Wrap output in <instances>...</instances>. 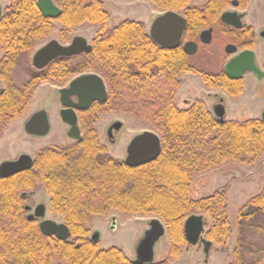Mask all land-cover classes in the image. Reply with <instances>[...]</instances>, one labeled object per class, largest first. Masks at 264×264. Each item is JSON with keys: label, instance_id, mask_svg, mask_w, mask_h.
I'll return each mask as SVG.
<instances>
[{"label": "trees", "instance_id": "16d2710c", "mask_svg": "<svg viewBox=\"0 0 264 264\" xmlns=\"http://www.w3.org/2000/svg\"><path fill=\"white\" fill-rule=\"evenodd\" d=\"M55 1L62 10L57 21L64 26L61 35L65 41L71 30L84 23L99 26L93 50L77 59L59 58L24 86L16 87L11 75L17 60L31 54L38 42L52 34L55 24L43 17L36 0H12L0 20V50L4 52L0 78L5 84L0 96V132L24 115L40 84L64 86L76 75L95 72L105 79L109 97L105 104L84 113L83 127L93 126L95 114L120 112L155 129L161 135L162 153L150 164L129 168L118 160L95 161L86 156L65 162L61 155L43 150L33 170L0 178V264H134L122 249H100L88 237L90 220L113 211L162 220L172 259L180 258L184 248L190 247L186 220L204 214L213 220L208 240L218 252L227 253L234 231L227 212V189L193 198V182L230 161L251 164L264 157V120L220 122L201 101L189 109L180 108L176 102L180 75L190 72L191 66L181 47L161 48L146 32L145 24L136 20H125L111 29L103 0ZM148 1L164 12L187 13L185 35L195 37L217 24L228 0H209L211 10L204 12L191 8V0ZM208 12L215 16L211 23L202 18ZM202 74L210 88H222L232 96L243 92L240 82L232 90L225 75ZM88 137L96 139L95 133H88L84 143ZM87 165H94L95 171ZM38 182L51 196L53 212L68 226L69 240L45 236L36 222L25 218L23 193ZM236 227L239 237L229 264L264 263V187L241 208Z\"/></svg>", "mask_w": 264, "mask_h": 264}, {"label": "rangeland", "instance_id": "374dc122", "mask_svg": "<svg viewBox=\"0 0 264 264\" xmlns=\"http://www.w3.org/2000/svg\"><path fill=\"white\" fill-rule=\"evenodd\" d=\"M58 6L55 0H53ZM105 8L110 14L109 27L113 29L125 20H136L146 26V31L150 32L156 16L163 14L152 2L148 0H103ZM206 0H193L195 4H202ZM12 0H0V5L5 9L10 6ZM259 11L258 18H263L264 0H255V14ZM256 17V15H255ZM55 29L45 40L36 44L31 54H23L17 61L12 74V82L16 87L24 86L37 70L34 68L32 60L37 50L42 48L50 41L57 40L62 45L70 44L75 37H83L92 45L97 36L99 26L84 23L77 29L71 30L68 40L65 41L61 35L64 26L58 21L54 22ZM233 43V38L223 35H214L213 42L206 46L202 54L197 55L196 61L202 64V69L210 72H221L225 65L233 57L225 53L224 48L227 44ZM234 44V43H233ZM4 52L0 50V59ZM257 63L262 68L264 64V43L256 51ZM195 60V59H194ZM78 64V62H77ZM98 74V73H97ZM100 75V74H99ZM183 85L177 95V104L185 109V101H194L203 99L210 107L213 100L209 99V94H218L222 96L227 103L225 119L242 121L245 119H261L264 113V82L259 80L253 74H246L243 79V92L238 96H230L222 90L214 92L203 84L199 76L183 75ZM4 85V84H3ZM2 85V86H3ZM4 87V86H3ZM63 85L49 82L40 84L34 92L32 101L24 115L10 123L5 130L0 132V165L5 161L17 159L20 155H29L33 159L43 150L50 151L65 146H72L74 141L66 135L67 126L60 120L59 93L58 90ZM46 111L51 120V133L46 137H35L25 131V124L37 112ZM98 121L95 127L98 136L103 144L107 146L104 153L99 155L101 160L114 159L124 161L127 157L126 148L129 142L146 131L159 134L149 124L139 119L133 118L120 112H102L98 114ZM116 122L123 124L122 129L117 134L114 145H108L106 139V130ZM119 133V134H118ZM96 134V133H95ZM160 135V134H159ZM161 137V135H160ZM264 187V157L257 159L251 164H241L230 161L229 163L215 168L212 171L203 173L193 182L192 197L199 198L210 196L220 189H227L228 215L233 224V236L229 243L227 253L218 252L216 246H212L208 256L204 252L203 244L196 246H186L180 258L172 259L168 256L170 246L169 238L166 235L161 239L156 248V262L167 259L168 264H229L232 263V252L236 247L238 240V230L236 220L241 208L254 196L260 193ZM34 193L26 202L29 206L37 204L46 205L45 219H51L58 223H65L57 213L53 212L49 204V196L44 186L38 182L34 189L26 191L29 195ZM34 210V209H32ZM33 214V212H32ZM25 216L29 213H25ZM199 215V214H196ZM206 219V232L203 238L208 240L207 232L213 225V220L202 214ZM112 217L116 218L117 228L112 229ZM157 217L147 215H128L122 212L113 211L106 215L93 217L88 223L89 239L95 232L100 233V249L108 250L118 247L124 251L129 259L136 258V247L142 238L147 224ZM39 222L42 219L38 220ZM162 221V220H161ZM163 222V221H162ZM164 223V222H163ZM62 264L67 262L62 261ZM264 264V263H261Z\"/></svg>", "mask_w": 264, "mask_h": 264}, {"label": "water", "instance_id": "95a60500", "mask_svg": "<svg viewBox=\"0 0 264 264\" xmlns=\"http://www.w3.org/2000/svg\"><path fill=\"white\" fill-rule=\"evenodd\" d=\"M38 8L46 19L57 20L61 16V9L53 0H38ZM234 13L226 12L222 16L224 23L235 24L230 19ZM2 17V8L0 6V19ZM186 20L177 12L167 11L159 16L153 23L150 36L156 44L163 48L176 49L181 42L183 34L186 30ZM212 41V30L204 31L201 34V42L210 44ZM93 50L87 40L83 37H76L68 46L62 45L57 40H53L45 44L36 51L33 56L34 67L42 71L52 62L59 58H71L81 54H90ZM198 45L189 42L185 45V52L188 55L197 53ZM237 52L234 45L226 47V53L232 55ZM228 78L239 80L247 73H254L260 80L264 79V71L261 70L255 61L253 52L247 51L232 58L225 69ZM4 90L0 88V95ZM61 102L65 110L62 111L63 120L71 126L69 135L77 140H81L80 130L77 126L76 110L82 111L89 107L93 102H105L108 99V89L105 80L97 74H88L73 80L69 87L62 89ZM77 97L78 102L71 100ZM219 113L217 115L220 122L225 121V109L218 106ZM264 120V113L262 115ZM123 127L121 122L114 123L110 130L109 136L113 137V132H119ZM51 130L49 118L46 111H40L34 114L25 124L27 134L35 137H46ZM162 152V139L159 134L146 131L137 135L129 147V157L126 164L132 167H139L155 161ZM33 165V159L29 155H21L15 161H6L0 166V176L9 177L16 175L22 171L30 170ZM46 216L44 205H40L36 213L30 216V219H42ZM116 226V219H113V227ZM185 235L190 246L203 244L204 252L208 256L213 243L203 238L206 232V219L203 215H192L185 222ZM40 231L48 237H55L58 240L67 241L71 238L68 226L65 223H58L51 219H46L40 223ZM167 235L165 224L158 218L149 222L148 228L140 239L136 247V258L134 264H152L156 260V248L161 239ZM100 239V233L95 232L91 238L94 243Z\"/></svg>", "mask_w": 264, "mask_h": 264}, {"label": "flooded vegetation", "instance_id": "af4514ba", "mask_svg": "<svg viewBox=\"0 0 264 264\" xmlns=\"http://www.w3.org/2000/svg\"><path fill=\"white\" fill-rule=\"evenodd\" d=\"M37 1V6H38V0ZM209 0H206L204 3L202 4H195L193 3V0H191L190 2V7L192 8H196L200 11H210V7H209ZM1 6V5H0ZM2 8V17L5 13V10L7 9V7L5 9H3V7L1 6ZM61 9V8H60ZM62 11V10H61ZM167 12V11H166ZM226 12H231V13H234V16L233 17H230V19L232 21L235 22V24H238L239 26L237 25H234V24H229V23H224L222 21V16L224 13ZM165 13V12H164ZM180 16H182L185 20H186V23H187V27H186V30L183 34V37L181 39V42H180V45L177 47V48H182V51L188 56L189 58V61H190V72L188 73H183L182 75H180V79H181V87L179 89V91L181 90L182 88V85H183V75H189V76H199L202 78V82L204 85H206L209 89L213 90L214 92L216 91H219V90H222V92H225L227 94H229V92H227L226 90L222 89V88H210L209 85L207 84V82L204 80L203 78V74L204 72H207V73H210V71H207V70H204L202 69V64H198L197 61H196V56L199 55V54H202L205 49L206 46L210 45L213 40H214V35L217 34V35H223V36H226L227 39L229 40V37L233 38V43H229L225 46L224 48V51L226 53V47L228 45H234L236 48H237V52L232 54L231 56H233L232 58H234L235 56L241 54L242 52H247V51H250V52H253L254 53V56H255V61H256V65L264 71L263 67H264V64L262 65V68L258 65L257 63V56H256V51L258 49L259 46H261L263 43H264V13H263V18L259 19L257 16L259 14V11L256 12L255 14V0H228L227 1V7L219 14V16H217V24L214 26V25H210L209 27H207L206 29L202 30L201 32H199L197 34V36L195 37H190V36H186V32H187V29H188V25H189V15L185 12H177ZM162 14L156 16V18L154 19V21L159 17L161 16ZM256 15V17H255ZM1 17V18H2ZM202 18L204 20H206L207 22L211 23L213 22V20L215 19V16L210 14L209 12L206 13L204 16H202ZM1 20V19H0ZM52 20V19H51ZM58 20V19H57ZM57 20H54V22H56ZM153 21V23H154ZM153 25V24H152ZM152 28V26H151ZM151 28H150V32H151ZM207 30H212V41L210 44H203L201 42V34L204 32V31H207ZM149 36H150V32L146 31ZM151 37V36H150ZM76 38V37H75ZM74 39V38H73ZM153 40V39H152ZM154 41V40H153ZM189 42H193V43H196L198 45V50H197V53L194 54V55H188L186 52H185V45ZM71 44V43H70ZM70 44H67V45H64V46H68ZM158 45V44H157ZM92 47H93V43H92ZM161 47V46H160ZM163 48V47H161ZM176 48V49H177ZM168 49V48H166ZM227 54V53H226ZM84 54H81V55H78V56H74V57H71V58H62V59H77L79 58L80 56H82ZM229 55V54H228ZM231 58V59H232ZM2 59V58H1ZM0 59V60H1ZM195 59V60H194ZM230 59V60H231ZM229 60V61H230ZM18 61V60H17ZM32 63H33V60H32ZM53 63V62H52ZM228 64V63H227ZM226 64V65H227ZM226 65H225V69H226ZM34 66V65H33ZM16 67V66H15ZM48 67V66H47ZM46 67V68H47ZM35 68V67H34ZM45 68V69H46ZM36 69V68H35ZM225 69L221 72L217 71V72H211V74H214V75H226V72H225ZM37 70V69H36ZM43 71V70H42ZM14 72V70H13ZM41 71L37 70V73H40ZM13 74V73H12ZM88 74H97L95 72H85V73H82V74H79V75H76L75 77H73V79L68 82L66 85H64L63 88H60L58 90V93H59V102H60V110H59V115H60V120L61 122L67 126V131H66V135L67 137H69L71 140L74 141V144L72 146H65V147H61V148H57V149H52L50 150V155L54 154V155H61L67 162V160H70V161H73L74 159L76 158H80V157H83V156H86L88 157L89 159H93V160H98L99 159V155L101 153H104V151L107 149V146L105 144H103L99 138V134H98V131L95 127V123H97L98 121V114H95V117L94 119H96V122H93V126L90 127V128H85L83 127V123H82V119H83V115L84 113H87L88 111H90L93 107H98V106H101L103 104H105V102H107V100L103 103H100L99 101H95L93 102L89 107H87L85 110H82V111H79V110H76V114H77V126L79 127V130H80V135H81V140H77L73 137H71L69 135V132L71 130V126L68 125L64 120H63V117H62V111L65 110V108L63 107L62 105V102H61V93L60 91L62 89H66L69 87L70 83L77 79L78 77L80 76H83V75H88ZM248 74V73H247ZM249 74H253L255 75L254 73H249ZM99 75V74H97ZM246 75V74H245ZM244 75V76H245ZM101 76V75H99ZM244 76L243 78L239 79V80H233V79H230V87L232 90H235L237 88V85H236V82H240L242 84V86L244 87V83H243V79H244ZM256 76V75H255ZM12 77V75H11ZM102 77V76H101ZM103 78V77H102ZM258 78V77H257ZM104 79V78H103ZM259 79V78H258ZM105 80V79H104ZM260 80V79H259ZM264 82V79L262 80ZM4 84V81L0 78V88L3 89L5 91V84ZM105 84L107 85L106 81H105ZM4 87H3V86ZM107 89H108V86H107ZM178 91V93H179ZM4 94V93H3ZM2 94V95H3ZM178 95V94H177ZM230 95V94H229ZM1 96V95H0ZM209 99L210 100H213L210 107L206 104V102L203 100V99H196L194 101H185L184 105L186 106L185 109H189L195 102L197 101H201V102H204L208 108V110L210 111V113L217 119V115L219 113V108L218 106H222L224 109H225V116H226V111H227V103L225 104L226 101H224L225 99L218 95V94H209ZM232 96V95H230ZM108 97H109V91H108ZM234 97V96H232ZM71 100L75 103L78 102V99L77 97H72ZM176 102H177V99H176ZM183 109V108H182ZM48 115V113H47ZM48 118H49V123H50V127H51V120H50V117L48 115ZM226 121V119H225ZM111 128V125L107 128L106 130V139H107V143L108 145H114L115 142H116V139H117V134H115V131L113 132V137L110 138L109 136V130ZM52 129V127H51ZM50 133H51V130H50ZM49 133V134H50ZM88 133H96L95 136H96V139L94 137H88V142L87 143H84V140H85V135H87ZM120 133V132H119ZM118 133V134H119ZM135 138V137H134ZM133 138V139H134ZM96 142H93L92 140H94ZM133 139L129 142L127 148H126V153H127V157L125 158L124 161H121L125 164V166L129 167V168H138V167H132V166H128L125 162L126 160L128 159L129 157V147H130V144L132 143ZM100 150H103L102 152H100ZM162 153V152H161ZM21 156V155H20ZM19 156V157H20ZM19 157L17 159H19ZM159 158V157H158ZM157 158V159H158ZM15 159V160H17ZM33 159V158H32ZM156 159V160H157ZM15 160H11V161H15ZM155 160V161H156ZM6 162V161H5ZM88 162V161H87ZM154 162V161H153ZM4 163V162H3ZM152 163V162H151ZM150 164V163H148ZM67 166L70 165V164H66ZM147 165V164H145ZM1 166V165H0ZM34 166H35V159H33V165H32V168L30 170H26V171H22L20 173H24V172H29L31 170L34 169ZM71 166H74V167H77L74 163L73 165ZM88 166V165H87ZM144 166V165H142ZM90 167V166H88ZM141 167V166H139ZM92 169V171L94 172L96 168H94V165L90 167ZM85 170V169H84ZM18 173V174H20ZM16 174V175H18ZM16 175H13V176H9V177H1L2 179H9V178H12ZM34 193L32 192L30 195L26 192L23 193V209H24V214L25 213H29V215L25 216V218L30 221V222H36L40 228V223L44 220H46L45 218H42V221H38L39 219L37 218H34V219H30V216L31 215H34L36 213V210L37 208L40 206V205H44L42 203L40 204H37L36 206L32 207V206H29L27 204V200L33 196ZM49 196V204H50V208L52 210V205H51V196L48 194ZM45 206V210L47 209L46 208V205ZM34 209V210H32ZM33 212V214H32ZM47 212V210H46ZM113 219H116V218H113L112 217V225H113ZM147 226H149V222L147 224ZM117 228V221H116V226L115 227H112L113 230H115ZM146 230V229H145ZM145 232V231H144ZM144 235V234H143ZM93 236V235H92ZM101 237V236H100ZM92 238V237H91ZM90 238V239H91ZM140 241V240H139ZM98 244L100 243V239L99 241L97 242ZM139 243V242H138ZM138 245V244H137Z\"/></svg>", "mask_w": 264, "mask_h": 264}]
</instances>
